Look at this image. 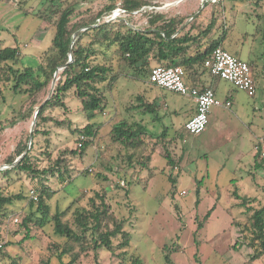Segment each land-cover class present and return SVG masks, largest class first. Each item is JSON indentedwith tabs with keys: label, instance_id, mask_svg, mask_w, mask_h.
Here are the masks:
<instances>
[{
	"label": "rangeland",
	"instance_id": "obj_1",
	"mask_svg": "<svg viewBox=\"0 0 264 264\" xmlns=\"http://www.w3.org/2000/svg\"><path fill=\"white\" fill-rule=\"evenodd\" d=\"M162 1L173 4L176 0ZM111 3L112 0H0V48L16 47L22 66L36 69L54 36L57 17L51 13L52 9L60 12L70 8V24H81L89 22ZM198 4L201 5L199 0ZM171 10H162V14L166 18L181 15ZM213 13H218V19L212 38L216 39L225 30L223 46L249 65L256 93L249 97L226 81L211 78L204 68L200 69L195 77L196 86L214 87L221 103L229 95L231 105L212 107L208 124L199 136L178 128V123L183 121L180 115L163 119L165 125L168 119L174 123L168 135H158V138L145 135L143 146L135 151L112 144L108 133L111 126L119 122V115L115 113L121 108V102L123 108L138 103L136 97L144 91L147 94L163 92L168 100L186 98L149 84L147 71L135 73L128 69L114 47H103V55L96 56V63L110 68L106 81L98 86L106 97L107 106L91 121L98 128L86 154L68 163L71 179L62 185L55 181L49 184L47 203L51 212L57 207L64 210L73 201L72 210L88 208V200L94 194H104L113 215L124 221L130 243L122 256L118 255L119 251L108 252L102 248L81 253L77 264H132L134 260L139 264H264L263 257L252 259L253 250L246 244L248 239L239 231L245 225L249 227L252 212L264 206V166L254 167L264 159L259 156L254 161L255 144H259L261 152L264 146V2L258 7L249 0L208 3L205 9L194 10L193 17L199 21L201 16ZM183 15H190V7ZM119 18L132 30L149 28L147 14H135L131 18L120 14ZM202 20L208 23L205 18ZM84 30L85 27L79 32ZM89 40L87 37L85 42ZM154 65L150 63L148 68ZM113 75H117V80L109 87L108 81ZM50 90L51 86L40 94L34 110H30L25 95L6 94L4 102L0 100V188L5 194L23 191L26 196H30V192L39 195L35 180L25 174L4 175L3 172L12 168L4 167L11 165L7 160L14 157L15 150L26 141L28 144L33 113L50 97ZM67 104L73 126L86 125L88 121L72 94L68 95ZM57 113L54 111V115ZM114 117V123H109ZM147 118L150 119L149 113ZM52 131L50 138L58 149L75 148L74 135ZM262 136L263 141L258 142ZM39 141L42 144L43 138ZM166 152L172 165L165 158ZM55 154L56 151L52 155ZM43 166L45 162L41 163ZM169 177L176 181L174 185ZM238 197H247L250 212L240 207ZM16 208L1 229L0 243L11 244L4 250L10 257L1 258V254L0 264H44L41 262L49 255L50 242L61 240L52 236L49 225L31 226L29 239L21 241L25 233L14 235L13 231L17 230L27 205L19 204ZM69 222H72L71 217ZM118 241L114 240V246ZM73 250L79 252L78 247L74 246Z\"/></svg>",
	"mask_w": 264,
	"mask_h": 264
},
{
	"label": "trees",
	"instance_id": "obj_2",
	"mask_svg": "<svg viewBox=\"0 0 264 264\" xmlns=\"http://www.w3.org/2000/svg\"><path fill=\"white\" fill-rule=\"evenodd\" d=\"M249 1L253 2L256 7L264 2V0ZM164 4L162 0H112L111 4L91 17L89 22L81 24H70L72 14L70 8L62 9L60 12L52 9L51 13L57 17L54 36L36 69L22 66V58L16 47L0 48L1 103L4 102L6 94L25 95L31 107L30 110L32 108L34 110L40 94L50 88L57 68L65 66L58 71L51 95L44 101L45 103L36 115L35 129L32 132L31 145L27 154L17 165L3 172L4 175L25 174L31 180H35L36 188L39 190L37 199L29 200V196H26L23 191L5 194L0 188V233L5 219L17 209L19 204H26L27 210L13 234L24 232L25 235L21 239L24 241L29 239L31 226L43 228L50 225L52 236L61 240V242L57 240L50 242L47 247L49 255L41 263L77 264L81 253L96 252L102 248L108 252L119 251L118 255L122 256L125 253L124 249L129 246L130 235L124 230V221L113 215L104 200V194H94V197L88 200V208L75 207L72 210L75 205L73 201L66 209L60 210L57 207L51 212L47 203L50 199L51 185L49 184L55 181L62 185L71 179L67 167L69 161L76 157L82 158L97 134L98 125L91 121L104 112L107 106L106 97L103 96L98 86L106 81L110 68L105 64L96 63L95 58L99 54L103 55L104 48L114 47V52L118 53L120 61L135 73L146 70L147 80L151 69L148 68L150 63L161 66H179L184 70L186 84L190 87H197L195 77L199 70L204 68V61L211 51L223 43L225 30L202 49L205 45L202 40L216 29L218 13L210 15L208 23L196 21L193 18L186 32L173 36L190 15L166 18L163 12L158 10ZM142 8L144 9L138 15L147 14L148 16L149 28L145 30H132L120 18L105 22L116 9L124 11L126 14L124 17L131 18L134 17V12ZM83 27L86 30L79 32ZM114 27L115 30H113ZM74 33H76L74 43L70 47ZM87 37L90 40L85 42ZM96 45L98 48H95ZM69 51L73 61L67 64ZM116 80L117 75L111 76L108 81L109 87H112ZM69 94H72L78 101L80 112L88 121L81 128H75L69 117L71 114L67 106ZM54 111L58 113L54 115ZM53 129L67 131L74 135L76 137L75 148L58 149L50 138ZM145 135V128L140 123L127 124L125 122L113 124L108 133L112 144H118L124 150L132 151L143 146ZM40 137L43 138L42 144L39 141ZM81 137L83 139H80ZM26 144L27 141L15 150V158L23 154ZM55 151L56 154L53 156ZM258 155L257 153L255 158ZM14 157L7 160L8 164L13 163ZM130 158L131 155L128 156L129 160ZM165 158L169 165L173 164L167 152ZM145 159L146 162L149 160L148 157ZM44 162L46 166L41 167V163ZM263 164L264 159L255 163L254 167L262 168ZM169 180L172 185L176 182L170 177ZM238 200H240V207H245L247 212L251 211L250 206H246L250 202L247 197H238ZM70 217L72 218L71 223L69 222ZM249 222V227L245 225L239 231L245 239H248L246 244L253 250L252 259L264 258V206L252 212ZM116 239L119 241L114 246L113 242ZM10 244L5 242L1 246V258L10 257L8 252L4 253L5 248ZM74 246L78 247L79 252H74ZM64 258L67 260L64 261ZM132 264H139V262L134 260Z\"/></svg>",
	"mask_w": 264,
	"mask_h": 264
},
{
	"label": "built area",
	"instance_id": "obj_3",
	"mask_svg": "<svg viewBox=\"0 0 264 264\" xmlns=\"http://www.w3.org/2000/svg\"><path fill=\"white\" fill-rule=\"evenodd\" d=\"M202 3L217 4L224 0H201ZM144 8H142L143 10ZM153 9V8H150ZM142 10L134 12L139 14ZM125 16V12L116 9L112 12V16L105 22H110L115 16ZM118 19V18H117ZM204 68L212 78L221 79L231 84L233 88L241 90L249 97H253L256 93V85L253 78L252 70L249 65L228 52L221 46L214 48L208 58L204 61ZM184 70L179 66H161L155 65L151 67L148 82L154 87L166 90L182 97L191 98L195 103L194 114L185 122L184 129L188 134L193 136L200 135L208 124V115L212 107H230V102L221 103L217 97L215 88L211 86L190 87L184 79ZM80 139H83L81 137ZM80 146V144L78 145ZM262 156H264V146L262 147ZM123 186V183L121 182ZM29 199L35 201L37 199L33 192H30ZM14 222H17L15 219ZM3 243H0V248Z\"/></svg>",
	"mask_w": 264,
	"mask_h": 264
},
{
	"label": "crops",
	"instance_id": "obj_4",
	"mask_svg": "<svg viewBox=\"0 0 264 264\" xmlns=\"http://www.w3.org/2000/svg\"><path fill=\"white\" fill-rule=\"evenodd\" d=\"M199 1L201 2L200 6L198 4V0H176L173 2V4L165 3L161 8H158L159 11L160 10L167 11L168 9L172 8L171 11H174L176 13L178 12V13H181V15H183L186 8L190 7V17L183 23V25L176 31V33L173 36L177 34H181V33L183 34L184 32H186L189 29L188 24L194 18L193 11L198 9V7L199 9L200 7L205 9V7L208 5V3L207 5H204L201 0ZM218 4L219 3H217L216 5ZM174 6H176L177 8H175ZM210 11L211 10H209V12ZM209 17H210L209 14L207 16H201V19L199 21L204 22L202 19L205 18L206 20H209ZM192 31L195 32V30H192ZM213 31L209 33V35L202 40L203 43H205L202 49H204L212 39H215V38H212L211 36L213 34ZM221 47L224 48L223 43L221 44ZM185 98L186 99L183 101H179L174 97L168 100L166 95L163 92L157 91L156 93L147 94L144 91L136 97V100L138 101V103H134L133 105H131L132 104L131 103L123 108L122 102H121V108L120 107L118 108V110L116 111L117 114L115 113V115H119L118 116L119 122H125L127 124L140 123L141 125L144 126L146 135H157L156 138L159 137L158 135H160L161 137H164L168 135L169 131L172 128H174V123L172 121H169V119H168V124L165 125L163 123L164 118L166 117L172 118L173 116L183 115V121L178 123V128L180 129L181 127H183L184 129L185 122L194 114L195 112L194 101L191 98H187V97ZM229 100H230L229 95H227L225 97L224 102L229 101ZM147 113L150 114V119L147 118ZM211 114H212V110H210L208 118H210ZM115 118L116 117L110 119L111 121H109V123L114 121ZM261 141H263V136L258 138V142H261ZM255 145L256 146H254V152H255L254 154L256 155V152H257L259 155L257 156V158H254V161H256V159H258L259 156H261L262 158L264 157L262 156V152L260 151L259 144H255Z\"/></svg>",
	"mask_w": 264,
	"mask_h": 264
},
{
	"label": "water",
	"instance_id": "obj_5",
	"mask_svg": "<svg viewBox=\"0 0 264 264\" xmlns=\"http://www.w3.org/2000/svg\"><path fill=\"white\" fill-rule=\"evenodd\" d=\"M142 10V9H141ZM118 17H114L112 20H116ZM111 20V21H112ZM75 35H76V33H74L73 34V36H72V41H71V44H70V47L72 46V44L74 43V37H75ZM73 61V58H72V55H71V53H70V51H69V55H68V61H67V64H69V63H71ZM63 68H65V66H62V67H59V68H57V70L55 71V73H54V77H53V80H52V83H51V90H50V94H51V92H52V90H53V87H54V83H55V81L57 80V74H58V71L60 70V69H63ZM48 99V98H47ZM46 99V100H47ZM45 102H43L35 111H34V113H33V117H32V124H31V130H30V132H29V140H28V144H27V147H26V149H25V151L23 152V154L13 163V164H11V165H9V166H5L4 168H9V167H14L15 165H17V163L22 159V157L24 156V155H26L27 154V152H28V150H29V148H30V143H31V137H32V132H33V129H34V127H35V123H36V115H37V113H38V111H39V109H40V107L44 104Z\"/></svg>",
	"mask_w": 264,
	"mask_h": 264
}]
</instances>
